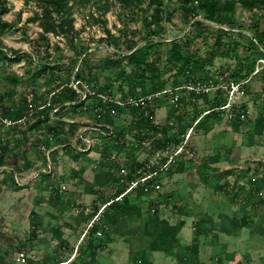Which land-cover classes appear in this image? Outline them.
I'll list each match as a JSON object with an SVG mask.
<instances>
[{
	"label": "trees",
	"instance_id": "trees-1",
	"mask_svg": "<svg viewBox=\"0 0 264 264\" xmlns=\"http://www.w3.org/2000/svg\"><path fill=\"white\" fill-rule=\"evenodd\" d=\"M74 1L38 0L42 7V15L39 16L37 14L27 20L29 22L38 20V25L41 28L38 34L39 45H47V52L50 46L48 36L50 33L71 34L72 38L78 33L75 29V20L73 18ZM119 1L137 10L141 9L143 3L142 0ZM152 3H158L161 7L164 5V2L160 0H151L150 4ZM241 5L242 9L251 13L252 22L249 27L254 31L252 33L253 37L257 39L256 43L247 34H244L243 30L239 31V36L249 40L246 50L248 55L244 56L238 52L241 44L230 41L231 35L234 34L232 33L233 29L247 28L244 23L238 24L236 18L237 2L232 0H182L180 6L182 19L186 26L190 28L183 36L176 37L170 41L166 61L174 70L173 81L170 85L172 88L187 86L197 82V79L204 81L209 78L214 62L218 58H232L235 60L229 76L234 82H241L251 76L256 61L264 59V51L262 50L264 48V22L262 24V20H264V0H241ZM162 11L157 10L150 20L146 18L149 30L145 39L147 41L144 45L137 47L140 45L139 43H132L127 44L122 49L119 42H115L116 36L108 30L107 33L109 35L107 37L111 38L115 42L114 45H116L115 50L110 55L95 59L93 57L94 53L89 52L90 48L82 47L75 52L73 58L68 59L73 64L64 71V64L62 63L66 60L62 56L53 61L51 60L52 58L50 60H47V58L37 59L32 52L7 46L2 37L15 27L17 20L8 21L4 18L10 12V7L8 0H0V85H2V81L4 82L3 86L6 85L0 88V106L5 107L4 116L19 120L28 114L31 109H34L33 117L35 121L32 124V128L40 133L38 140L36 139L39 148L41 149L42 145L47 147L60 146L77 165V169L76 166L72 169L73 172H76L73 173L74 177H78L84 170L81 167V160L87 153L81 152L73 142L77 136L78 124L68 123L64 118L70 117L69 119H74L76 116L82 117V115H86L91 119L97 120L95 107L107 106V112L101 120L115 127V139H108L102 147L96 146L92 150L99 151L102 158L98 160V167L95 168V173L98 175L97 180L103 183L109 182L110 184L114 182L116 187L115 195L104 197L100 195V192L98 193L100 198L103 197L101 200L102 204L87 215V221L97 214L101 206L105 205V207L100 221L96 222L84 236V238H88L87 245L79 254H74L72 259L57 261L56 264L67 261V264H87V259L94 257L111 236V215L114 212L121 211L122 206L132 202L131 198L136 194L138 198H142L147 194L141 186H138L133 191L122 196V199L115 200L125 192L127 186L133 180L139 177L137 169L142 166V163L134 159L135 155L133 154V156L130 155V162L125 165L129 169L126 174L122 172L121 176H117V174L107 170V168L112 167V155L117 158L122 151L128 148L135 149V146H133L134 142L129 139V136H133L135 142L138 143H141L146 138L152 139L153 150L164 151L167 148L178 145L183 140L188 128L197 119L200 118L194 127L196 130L206 127L210 119H218L220 112L216 108L223 106L227 101V96L224 95H222L223 98H221V95L213 98V100H210L211 102L207 100V109L205 111H212L202 115L203 112H200V110H189L190 106L198 104L197 99L203 95V93L198 94L192 91L188 98L183 96L181 99V112L178 113L168 104L169 115L166 117V122L164 124H154L156 119L155 110H150L149 116L146 117L139 108L107 102L97 96L83 100L81 94L71 86L74 76L76 80L87 82L98 93L119 96L123 101L128 97L154 95L166 90L167 82L165 80L161 82L156 79L161 72L157 63L160 61L162 53L160 50L151 52L155 43H162L163 33L165 32V28L162 25L163 20H171L168 16V11H166V18H163ZM215 24L219 25V27H216ZM223 27H227L230 30ZM48 55L51 56V54ZM22 61L29 66L35 64L36 68L31 71L26 70L22 76L15 73V71L8 70L13 64H19ZM123 62L126 64L125 67L122 66ZM78 63V70L75 71ZM116 65L117 71H115ZM127 66L133 67L135 76H132L126 70ZM102 69L107 71L105 72L107 74L104 82L100 81L102 72H98V70ZM41 80L43 81L41 82ZM25 85L28 86V91L19 92V88ZM244 87L247 90L248 85L245 84ZM253 99L256 101V98ZM48 101H50L49 105H47ZM57 107H59L58 112L52 115V110ZM123 115H129L132 118L128 124L117 128L116 119ZM235 121L236 123H241L239 120ZM49 132L53 133V141L49 140L47 135ZM76 142L80 143V140L77 139ZM10 143L7 140L0 139V168L5 165L6 155L9 153L8 149L15 147ZM59 149L55 150L53 154ZM43 159L45 161V157ZM45 175L51 176L50 174ZM13 183L18 186L15 180ZM54 191L56 197L62 198L57 190ZM108 202L110 203L107 204ZM99 229H103V237L96 236V232ZM5 262V259L0 255V264H6ZM141 263H143L142 260L139 264Z\"/></svg>",
	"mask_w": 264,
	"mask_h": 264
},
{
	"label": "crops",
	"instance_id": "crops-1",
	"mask_svg": "<svg viewBox=\"0 0 264 264\" xmlns=\"http://www.w3.org/2000/svg\"><path fill=\"white\" fill-rule=\"evenodd\" d=\"M24 73L20 72L19 75L22 76ZM254 104V109L257 111L256 121L255 119L254 121L257 122L260 119L259 114L264 112L263 99L257 101L256 98ZM11 120L17 121V123L12 126H0V139L7 140L11 142L12 146H15L8 149L9 153L6 157L15 156L18 158V162L10 168H14L20 176L31 177L37 171L34 170V163L37 162L39 153H37L39 145L36 142L38 131L32 128L35 118ZM214 120L210 119L206 127L198 131L204 130V133H207L211 138L220 137L222 144L219 143L216 152L219 150L221 152L223 147L226 149V154H220L221 157L207 154L203 160H197L195 151L192 158H179L167 171L160 172L159 180L163 188L157 193L146 194L142 198H138L136 194L131 198L132 202L122 206L121 211L114 212L111 215L110 238L94 257L87 259V264H115V259L118 258H126L130 263L139 256L143 258L145 264H194L200 259V253L207 245H210L214 252L212 255L214 260H218L219 258L234 256L229 249L231 242L239 246L240 243L246 244L243 237H249L250 233L253 232L252 230L256 229L257 235L263 237L264 150L260 148L264 149V147L256 143L251 145L247 139L241 137L238 143L237 132L242 123H236L232 120H228L230 125L223 132L217 135L210 134L214 128L212 123H216ZM250 124L252 125L253 122ZM194 131L197 130L194 129ZM192 139L194 140L193 137ZM97 140L101 144L104 142L102 138H97ZM18 141L19 143H17ZM212 142L214 141L212 140ZM248 148H250V154L252 153L251 162L247 163V158L243 162L239 161L238 157L235 158L236 153L234 151L242 154V152H247ZM153 152L154 150H150L148 156L144 154V158H139L141 157L139 150L128 148L122 151L117 158L114 155L111 156V159L114 158L112 167L107 168V170L121 176V174H126L129 171L125 165L130 162V155L133 156L134 154V159L143 164L155 157ZM101 159V153L95 150L87 153L81 160V167L84 170L78 176L81 180L75 183V187L84 193L83 197L88 201L87 204L80 205L74 202L76 192L72 193L73 198H69L67 201L64 197L57 198L55 195H48L47 200L53 206L54 211L47 213V217L52 223L49 222L48 227L44 229L45 233L41 236L36 235L40 229L37 230L33 223L28 242L26 243L24 240L12 244L16 245L17 250H24L31 241L30 248L32 252L38 253L39 259L33 260V264H56L57 261L67 260L72 255L79 254L87 245L88 238L83 237L89 222L87 215L102 204L103 197L100 198L98 193L100 192V195L104 196L103 189L115 187L114 182L110 184L109 182L98 181L96 171L89 169L90 166L94 167L95 161ZM72 162L74 161L72 160ZM238 162L241 163L236 165ZM224 165H226V171H221L223 174H227L228 179L229 177L232 178L231 176L235 177L234 186L222 184L226 181V177H224L226 175H219L216 169ZM5 166L9 165L6 163L2 168ZM237 166L240 170L235 173L232 168ZM244 169L246 171H242ZM250 172H254L255 175L251 178L252 184L248 186L249 191L246 196L240 195L243 189L239 184H244L242 178H246ZM84 176L86 178H82ZM212 177L217 180V183L211 184L210 179ZM221 177L224 178L222 182H220ZM58 179L55 174L52 176L45 175L43 181L31 182L25 187L36 188L38 192L43 189H50L53 183L59 184ZM2 181L6 184L11 179L4 177ZM252 186H256L257 190L263 192V196L259 199L261 201L259 209H257V201L251 200L250 189ZM15 188L21 191L23 189L18 186ZM34 195L40 200V194ZM60 204L65 205V210L60 208L63 206ZM190 220L192 221V225H190L192 231L187 229ZM216 246L220 247L219 251ZM33 257L37 259L35 254ZM17 264L25 263L17 262Z\"/></svg>",
	"mask_w": 264,
	"mask_h": 264
},
{
	"label": "rangeland",
	"instance_id": "rangeland-1",
	"mask_svg": "<svg viewBox=\"0 0 264 264\" xmlns=\"http://www.w3.org/2000/svg\"><path fill=\"white\" fill-rule=\"evenodd\" d=\"M150 1L151 0H142L143 3L141 5V9L137 10L129 5H126L123 2H120L119 0H75L73 2V18L75 20V29L78 31V33L74 38L71 37V34L50 33L48 35L50 46L47 52V45H39L38 34L41 31V28L38 25V20H34L31 22L27 21L29 18H32L37 14L39 16L42 15V7L38 3V0H8L10 12L6 14L4 18L8 21L16 19L17 23L13 29L3 35L2 39L10 48L22 49L27 52H32L33 54H35L37 59L47 58V60H50L52 58L51 60L53 61L56 60L59 56H62V58L66 60L62 63L64 64L63 70L65 71L68 66H72L73 64L72 61L68 59L73 58L75 56V52L80 50L82 47L90 48L89 52L94 53L93 57L95 59H99L106 55H110L111 52L115 50V42H119V44L121 45L120 48L122 49H124L127 44L132 43H139L140 45H138L137 47L144 45L147 41L145 39L149 30V25L146 22V18L150 20L152 15H154L157 10H163V18H166V11H168V16L171 20H163L162 22V25L165 28V32L163 33L162 37V43H155L154 47L151 49V52L153 53L160 50L162 53V57L157 63V65L161 69V72L159 74V77L156 79L160 80L161 82L165 80L167 82L166 84L168 85L167 89L172 88V86L170 85L173 81L174 70L172 66L169 65L166 61L168 56L167 53L170 48V41L176 37L183 36L187 31H189L190 27L186 26L184 20L182 19V10L180 8L182 0H160L164 2L163 7H161V5H158V3L150 4ZM236 18L238 20V24L244 23V26H246L247 28H236L238 31L232 32L234 34L231 35L230 41L236 43L238 42L241 44L240 51H238L239 54H241L242 56L248 55V51L246 50L249 45V40L243 36H239L238 33L240 30H243V33H254V31H252L249 27L252 22V16L250 11L237 8ZM263 22L264 20H262V24ZM108 30L111 32V34L116 36L115 42L111 40V38L107 37L109 35L107 33ZM153 39L158 40L155 38ZM48 54H51V56H49ZM20 64L21 65L13 64L11 67H9L8 70H11L13 72L15 71V73L19 75L20 72H25L26 70L31 71L36 68L35 64L32 66H29L24 62ZM234 64L235 60L232 58H218L215 60L210 77L205 79L204 81L201 79H197V82L203 84L208 79H212L216 88H212L207 92H201L203 93V95H199L200 97L197 99L198 104H196L195 106H190L189 110H200V112H205V110L207 109V100H213V98L219 97L220 95L226 96L227 91L223 89V86H226L228 88L229 85L234 82L233 79L229 77L230 69ZM125 65V62H123L122 66L125 67ZM93 69H95V67H93ZM117 70L118 68L116 65L115 71ZM126 70L130 72L132 76H135L132 66H127ZM98 72H102L100 81L104 82L105 75L107 74L105 72L107 71H103L102 69L98 70ZM42 81L43 80H41V82ZM243 81L246 85H248L247 90L246 87H244L247 91L245 95L237 93L234 95L230 94L232 97V102L235 103L237 107L239 106L240 108H243L246 105L248 108V119L245 121H241V128L237 132V142L239 143L241 137L247 139L248 143L251 145H254V143H256L259 144V146L264 147V112L261 115L259 114L260 119L255 122V115L257 111H255L254 109L255 100L253 99L254 97H256L259 101L262 98L264 102V63H262L261 59H258L256 61L255 68L251 76L249 78H246L245 80L243 79ZM3 83L4 82L2 81V85H0V88L6 86H3ZM27 89L28 86H21L19 88V92L26 91ZM185 95L188 96V94ZM228 95L229 93H227V97ZM169 98L170 96H166V94L159 95V97H156L150 103L152 108L155 110L156 120L159 124H164L166 122L165 118L169 115ZM221 98H223V96ZM218 112H220V115L218 116L219 118L215 119V124L212 123L214 128L212 129L213 131L210 134L217 135L223 132L228 128V125H230V123H228V120L235 121L234 119L228 118V110ZM82 117H84V115H82ZM77 118L81 119L80 116H78ZM131 118L132 116L129 115L119 116V118L116 119V127L120 128L121 126L128 124ZM252 122L253 124L251 125L250 123ZM232 126L234 127L235 125L233 124ZM192 137L194 138V140L192 139ZM220 139V137L211 138L209 135H207V133H204V130L193 131L189 140V147L194 154L196 151L197 160H203L204 156H207V154H213L221 157L220 154H226V149L222 147L221 152L219 150L217 151V154L216 149L219 147V143L222 144ZM132 140L134 141V139ZM212 140L214 142H212ZM38 149L37 153H39L37 156V162L34 163V170L37 171L43 167H46L45 161L43 159L44 153L40 148ZM260 149L264 150L263 148ZM138 150L141 156L139 158H144V154L148 156V151L152 150V144L150 143V145L145 148L138 147ZM249 150L250 148H248L247 152H242V154H240L238 151H234L236 153L235 158L238 157L239 161L241 162H243V160L247 158L246 162H251L252 153L250 154ZM53 155L54 159L51 158L54 170L53 173L56 175V177L59 178V184L63 186V191L65 192L61 194L62 198H66L67 201V199L73 198L72 193L76 192L74 202L80 205L87 204L88 201L85 200V197H83L84 193L80 189L75 187V183L80 182L81 178L74 177L73 171H70L71 168H73V166L75 165V163L70 159L71 157L66 154L62 148L56 151V153ZM181 158L182 157H180V159ZM18 160L19 159L15 158V156L8 157L5 159V164L7 163L9 165L7 167L10 168L11 166L13 167V165H15ZM240 163L238 162L236 165H239ZM225 167L226 165L218 167L216 169L218 170L217 173L219 172V175L223 174L221 170H225ZM4 168H6V166ZM89 169L93 171L95 170V168L92 166H90ZM232 169L235 173L240 170L239 166L233 167ZM251 169L254 170V168ZM242 171L246 170L244 169ZM223 175H226L224 176L226 177V181L224 180L225 183L222 184H230L234 186L235 177L231 176L232 178L229 177L228 179L227 174ZM254 175V172H250L249 175H246V178H242L244 184H239V186L242 187L241 189H243L242 192H240V195H247V192L249 191L248 186L252 184L251 178H253ZM44 176V173H41L36 177L28 176L26 178L19 175V178L26 182L23 186H20L23 188L21 191L15 188L16 186L13 183V174L9 169H5L2 173H0V255H2V257L5 259L6 264H17L16 257L22 251L27 255V264H33V261L31 262V260H39L38 253L32 252L30 248L32 245L31 241H29L28 246L24 250H17L16 245L12 244H16V241L23 242L24 240L27 243L33 223L36 225L37 230L40 229V231H38L36 235H43L45 233L44 229L48 227L50 221L47 217V213L54 211V209L47 200V197L48 195L54 196L55 192L52 189H43L37 192L36 188L30 189L25 187L28 186V183L43 181ZM4 177L10 178L12 182L9 181L8 183L4 184L2 181ZM82 178L86 177L84 176ZM223 179L224 178L221 177L220 182H222ZM27 180H29L30 182ZM210 182L211 184H215L217 183V180L212 177L210 179ZM59 184L56 182L51 185H53L57 189ZM235 187H237V185H235ZM235 187L233 188L236 189ZM102 192L104 194V197H112L115 195L116 191L115 187H113L103 189ZM34 194H40V200L35 198ZM251 195V200L253 199L257 201V209H259L261 205V201L259 200L260 197L252 193ZM61 205L63 204H60V206ZM60 208L65 210V205ZM63 210L62 213L64 212ZM262 214L264 218V212H262ZM189 223L190 224L187 229H190L192 231L190 226L192 225V221L190 220ZM252 231L253 232L250 233L249 237H243L246 244L242 245L243 243H240L239 246L231 242L229 249L234 254V256L232 255L227 256L224 259L219 258L218 260H214V257H212L214 252L211 250L212 248L210 247V245H207V247L202 249L200 253V259L198 261H195L194 264H264V235L263 237H260L259 235H257L258 232L256 229ZM241 241L243 240L241 239ZM245 245L247 246L244 247ZM216 249L219 251L220 247L216 246ZM34 254L35 258L37 259H34ZM72 256L70 258H72ZM137 258V262L135 260L130 263L126 258H118L115 259V264H139L141 260L143 261V263L141 264H145L141 256Z\"/></svg>",
	"mask_w": 264,
	"mask_h": 264
},
{
	"label": "built area",
	"instance_id": "built-area-1",
	"mask_svg": "<svg viewBox=\"0 0 264 264\" xmlns=\"http://www.w3.org/2000/svg\"><path fill=\"white\" fill-rule=\"evenodd\" d=\"M238 3V7L242 9L241 5V0H232ZM216 27H219V25L215 24ZM227 30H230L227 27H223ZM233 31H238L237 29H233ZM247 34L254 42L257 43V39L253 37V34L251 32H244ZM264 51V48H262ZM82 58V57H81ZM80 58V59H81ZM262 63H264V59H261ZM79 63L76 67V70H78ZM245 82H232L231 85L227 88L226 86H223L227 93H229L227 97L226 103L219 107L216 108L219 111H229V117L234 120H239V121H245L248 119V108L243 107L240 108L239 106L237 107L235 103L232 102V97L231 95L233 94H241L245 95L246 90L244 88ZM71 86L81 94L82 99L86 100L88 97H100L104 101L107 102H114L117 104H120L122 106H132L139 108L141 110V113L144 114V116H149L150 110H154L150 103L153 101V99L156 98V96L159 95H164L170 96L169 101L170 105L179 113L182 110V104H181V99L184 97L188 98L190 92L194 91L198 94L201 92H207L211 90L212 88H216V86L213 83L212 79H208L205 83H192L187 86L183 87H175V88H168L162 92H159L154 95H146V96H140V97H128L125 101H123L119 96L115 95H110V94H103V93H98L96 90L92 88L87 82L83 80H76L75 77L73 76V79L71 81ZM219 87V86H218ZM184 90V91H183ZM164 93V94H163ZM226 93V96H227ZM185 94H188L186 96ZM231 94V95H230ZM50 104V101L47 102V105ZM43 107V106H42ZM41 107V108H42ZM107 106H96L95 107V113L97 120L91 119L90 117H87L84 115V117H81V119H78L75 117L74 119H69V118H64L68 123H77L79 128L77 131V136L74 142V145L77 146V148L83 152V153H89L93 149L96 148V146L102 147L104 145V142L108 139H115V127L104 123L101 119H103L104 115L107 112ZM59 110V107L54 108L51 112L52 115H55ZM212 110H207L203 112L202 115H205ZM5 112V107L0 106V126H12L13 124L17 123V121H13L10 118L4 116ZM34 114V109H31V111L26 114L23 118H28V117H33ZM200 119V118H199ZM197 119L193 125L188 128L187 133L183 136V140L178 144L175 145L171 148H167L166 150H156L153 152L155 154V157L149 159L146 163H143L141 167L137 169V174L139 177H137L135 180H133L126 188L125 192L119 195L115 200H120L122 199V196L127 194L128 192L133 191L135 188L138 186H141L144 190L145 193L147 194H152V193H157L162 189V184L159 180L160 172L162 171H167L172 164H174L178 158L180 157H188L191 158L193 156V151L189 147V140L191 138V135L194 131V127L197 124L198 120ZM154 124H159L157 120L155 119ZM190 130V131H189ZM49 140L53 141L54 136L53 133L49 132L47 133ZM39 136V134H38ZM100 136V137H99ZM97 138H102L104 139L103 145L98 142ZM80 140V143L76 142V140ZM121 139V138H120ZM129 139L133 141L134 139V145L135 149L138 150V147H148L151 144H153L152 139L146 138L141 141V143L135 142V138L133 136H129ZM78 143V144H77ZM100 143V144H99ZM58 148H61L60 146L54 145L52 147H47L46 145H42L41 149L42 152L44 153L45 157V165L46 167H43L36 171L31 177H36L39 176L41 173L44 174H50L51 176L54 175L53 173V166H52V160L51 158L54 159L53 157V152L57 150ZM153 150V148H152ZM115 156V155H114ZM114 158H112L113 160ZM154 159V160H153ZM75 163V162H74ZM98 160L94 162V168L98 167ZM75 167V166H74ZM77 168V166H76ZM9 169L10 171L13 172V178L18 186H23L26 182H24L22 179L19 178V174L14 170V168H0V173L3 172V170ZM124 172V169H123ZM30 180V179H29ZM27 180V181H29ZM30 182V181H29ZM28 183V182H27ZM50 189L57 190L60 194L65 193L63 190V186L61 184L58 185V188L56 189L53 185L50 186ZM252 194H256L259 197L263 196V192L257 190L256 186H252L250 189ZM55 192V191H54ZM108 202L107 204H109ZM105 205L101 206V208L98 210L97 214L89 220L86 230L83 233V237L87 234L90 228L93 227V225L96 222H99L101 219V214L103 213ZM154 211V210H153ZM96 236L98 237H103L104 232L103 229H99L96 232ZM73 257V256H72ZM72 259V258H70ZM17 262H22L26 263L27 262V255L25 252H20L18 256L16 257ZM67 262H62L60 264H67Z\"/></svg>",
	"mask_w": 264,
	"mask_h": 264
}]
</instances>
